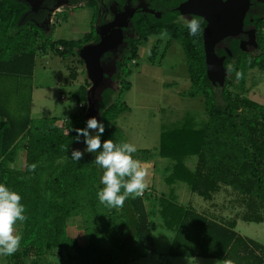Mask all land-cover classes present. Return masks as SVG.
<instances>
[{"label":"trees","instance_id":"trees-1","mask_svg":"<svg viewBox=\"0 0 264 264\" xmlns=\"http://www.w3.org/2000/svg\"><path fill=\"white\" fill-rule=\"evenodd\" d=\"M77 4L78 1L73 2ZM86 5L93 8L90 31L81 39L50 41L51 33L45 35L41 25L47 26L48 12L44 8H55L51 0H44L37 13L22 1L0 0V182L18 192L26 206L27 220L17 222L23 237L18 250L32 254L38 261L52 251H65L68 258L74 252L71 256L79 264H135L152 254V234L161 227L174 234L169 258L264 264V246L240 235L234 221L216 222L179 204L173 193L156 197L153 191H144L142 196H130L122 208L101 204L97 193L103 187V170L95 163L97 153L86 154L79 162L70 159L73 148L84 147L75 142L73 129L83 128L90 118L86 111L88 98L94 107L91 117L105 123L104 138L126 142L116 121L129 110L121 99L131 88L127 81L131 75L129 64L136 61L137 47L148 37L165 35L181 45L190 82L186 96L203 98L207 122L196 128L186 121L163 131L155 151L137 150L134 158L140 162L169 160L165 183L185 184L204 200L213 199L222 186L229 187L247 198V213L242 219L262 222L264 106L247 98L246 80L251 70L264 71V15L250 13L246 18V25L256 29V48L241 50L243 36L227 38L216 45V55L225 57L222 87L213 86L206 76V22L202 18L190 16L186 22L168 18L154 24L135 18L129 29L123 31L122 45L101 57L103 82L93 97L88 93L91 84L83 81L71 93L77 105L82 106L77 113L61 125H57L55 118L33 120L31 91L24 95L20 89L25 80L32 81L36 57L50 52L61 60L76 58L83 66L80 50L99 40L93 28L97 10L89 3ZM193 18L202 21L201 31L195 36L187 28ZM161 46V40H157L151 50V63ZM168 48L169 43L164 46L160 61ZM69 72L71 81H75L78 69L70 68ZM238 72L242 74L240 78ZM19 150L25 153L23 169L15 167ZM191 160L193 167L189 168L187 162ZM74 218L82 224L84 246L67 233V221ZM4 257L8 261L17 259L14 255ZM15 263L19 264L18 259Z\"/></svg>","mask_w":264,"mask_h":264},{"label":"rangeland","instance_id":"rangeland-1","mask_svg":"<svg viewBox=\"0 0 264 264\" xmlns=\"http://www.w3.org/2000/svg\"><path fill=\"white\" fill-rule=\"evenodd\" d=\"M51 12L48 24L44 29L45 35L49 34L50 41L81 39L91 29L93 12L90 8L80 6L72 9L66 5H59ZM157 40L162 46L154 63L150 62L151 50ZM169 43V48L163 60L160 56L164 46ZM136 63V64H135ZM78 69L77 79L71 81L69 69ZM84 65L78 64L77 59L61 60L50 52L38 55L35 60L32 81L25 80L21 85L24 95L32 90L30 118H55L63 123L70 116L80 110L71 93L78 89L87 79L86 72L82 75ZM131 75L127 78L130 90L123 93L121 99L129 110L120 115L116 121L117 127L123 133L126 142L135 144L137 150H156L159 145V136L163 131L171 130L186 121L194 123L196 128H202L207 122L203 98L197 96L187 97L190 82L187 74V65L181 45L163 36H150L147 41L137 47V59L129 64ZM91 84V83H90ZM31 85V86H30ZM30 86V87H29ZM246 88L249 92L248 99L264 106V71L251 70L247 75ZM63 97L64 99H61ZM75 147L74 149H80ZM83 148H81L82 150ZM25 153L17 152L15 167L23 169ZM145 191H153L160 196L171 192L165 183V168L171 162L166 159L149 160ZM146 162V161H143ZM142 163V161H141ZM189 168L193 161H188ZM178 203L194 208L197 212L208 218L222 223L235 222V230L242 236L249 238L264 246V220L260 223L247 222L242 216L247 213L245 204L247 198L229 187L222 186L214 194L213 199L204 200L192 193L185 184H176ZM264 218V217H263ZM159 219H156V222ZM79 218L67 221L69 237L76 239L84 246L85 236ZM16 231L21 234V227L16 225ZM19 264H79L71 255L69 258L65 251H52L44 259L38 261L32 254H24L18 250L13 254ZM14 259L8 261L0 256V264H17ZM135 264H223L217 260L208 259H170L158 256H148Z\"/></svg>","mask_w":264,"mask_h":264},{"label":"clouds","instance_id":"clouds-1","mask_svg":"<svg viewBox=\"0 0 264 264\" xmlns=\"http://www.w3.org/2000/svg\"><path fill=\"white\" fill-rule=\"evenodd\" d=\"M201 23L199 18H193L187 23L191 36L201 31ZM241 75L238 72L237 78ZM73 131L76 133L75 142L84 147L82 150H72L71 160L79 162L86 154L97 153L95 163L103 170L100 177L103 187L97 193L101 204L110 208H122L130 196L135 198L144 193L148 187L147 171L133 156L137 152L135 144L105 139V123L96 117H90L83 128ZM21 201L22 196L18 192L6 182H0V256H11L21 246L23 237L15 227L17 222L27 220L26 206ZM226 264H233V261L228 260Z\"/></svg>","mask_w":264,"mask_h":264},{"label":"water","instance_id":"water-1","mask_svg":"<svg viewBox=\"0 0 264 264\" xmlns=\"http://www.w3.org/2000/svg\"><path fill=\"white\" fill-rule=\"evenodd\" d=\"M26 3L32 12H37L44 0H19ZM59 5L55 6V9ZM249 8V0H187L179 7L181 14H190L202 18L206 25L203 29V46L207 79L213 86L222 87L225 82V57H218L215 47L227 38H236L240 34H246L247 41H241L239 47L245 51L248 46L257 47L255 33L243 31V23ZM53 9L52 11L54 12ZM51 11V12H52ZM123 34L120 27L106 28L99 33V41L96 44L84 46L79 52V59L84 63L87 79L91 83L88 93L93 97L95 90L103 82V69L101 57L113 51L122 44ZM231 56L230 52L227 51ZM88 117L94 114L91 99L87 100Z\"/></svg>","mask_w":264,"mask_h":264},{"label":"flooded vegetation","instance_id":"flooded-vegetation-1","mask_svg":"<svg viewBox=\"0 0 264 264\" xmlns=\"http://www.w3.org/2000/svg\"><path fill=\"white\" fill-rule=\"evenodd\" d=\"M51 1L53 2L54 7L56 5H66L68 7H71L72 9L78 8L83 5L87 7L86 5L87 3L91 4L97 10V18L96 21L93 23V28L95 29V32L98 35V37H99V33H101L107 27L108 28L120 27L122 29V34H123V31L129 29L132 20L135 18H142L145 19L146 22L150 24H154L160 21H164L168 18L172 19L173 22H186L190 16H193L190 14H186V15L181 14L178 10L182 4L187 2V0H51ZM76 1H78V4L73 5V2ZM41 6L39 9H41ZM44 9L47 10L48 12L47 14L48 16L47 24H48V20L50 19L51 16V12H50L51 7L50 8L45 7ZM90 9L93 10V8L91 7ZM250 13L253 14L254 16L264 15V0H249V8L244 18V23L242 28L243 31L249 32L253 30L255 33V40H256V29L246 25V18ZM53 14L54 16L56 15L54 12ZM252 21L253 20L250 19V22ZM41 27L45 28L46 26L44 27L41 25ZM239 36L245 37V39H240V42L248 40L246 34H240ZM123 39H124V35H123Z\"/></svg>","mask_w":264,"mask_h":264},{"label":"crops","instance_id":"crops-1","mask_svg":"<svg viewBox=\"0 0 264 264\" xmlns=\"http://www.w3.org/2000/svg\"><path fill=\"white\" fill-rule=\"evenodd\" d=\"M31 96H32V90H31ZM61 99H64V98L61 97ZM30 105H31V102H30ZM77 107H78V105H77ZM57 125H61V123L57 122ZM149 162L150 161H146V162L141 163L142 167L145 168L146 171H148L147 167H148ZM165 170H166V168H165ZM164 173L166 176L167 171H164ZM176 184L171 185V186L168 185L170 187L171 192L167 193L166 195L173 193V195L177 199V195H176V191H175L176 190ZM177 202H178V200H177ZM157 222H158V224H160V220ZM173 238H174V234L172 232L165 230L161 227H158L152 234V245H153L152 246V254H150L149 256L154 255V256H158L160 258H169V257H167V254H168V251L171 247V243L173 241ZM170 259H185V258H170Z\"/></svg>","mask_w":264,"mask_h":264},{"label":"built area","instance_id":"built-area-1","mask_svg":"<svg viewBox=\"0 0 264 264\" xmlns=\"http://www.w3.org/2000/svg\"><path fill=\"white\" fill-rule=\"evenodd\" d=\"M78 108H79V109H81V108H82V106H81V105H78ZM142 195H143V194H142ZM142 195H141V196H142Z\"/></svg>","mask_w":264,"mask_h":264}]
</instances>
